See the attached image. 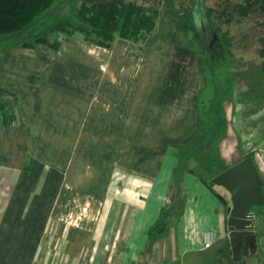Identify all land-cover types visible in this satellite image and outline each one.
<instances>
[{
	"label": "crops",
	"instance_id": "0c3cea01",
	"mask_svg": "<svg viewBox=\"0 0 264 264\" xmlns=\"http://www.w3.org/2000/svg\"><path fill=\"white\" fill-rule=\"evenodd\" d=\"M143 42L116 39L107 49L106 70L97 56L85 64L75 54L40 57L17 47L0 51V108L9 104L21 112L20 122H0V264H186L183 258L189 253L215 245L225 253L229 244L225 196L191 171L175 180V170L183 164L179 148L162 143L158 150V143H146V129L165 128L169 132L162 137L172 142L195 136L200 116L197 98L205 86L201 71L192 69L199 54L184 41L177 46ZM66 44L81 47L73 38ZM183 58L182 75L172 74L169 63ZM39 62L47 95L40 94L31 80H39L32 65ZM140 63L143 68L135 72ZM17 76L28 79L24 86H17ZM71 78L77 81L71 87L73 96L63 93L66 79ZM87 102L95 111L94 129L98 112L107 129L104 139L98 140L105 149L100 151L92 141L88 154L81 148V130L60 140L50 137L51 128H60L55 115L61 118L67 113L64 119L74 116L80 123ZM103 106L104 110L98 109ZM158 112L164 113V121ZM133 131L138 134L132 135ZM152 133L154 139L159 134ZM135 139L143 140L141 148L131 145ZM55 143L77 146L71 167L66 165L70 156L65 150L51 156L49 145ZM82 161L90 163L89 170H82ZM115 162L122 167L118 173ZM82 179H88L83 189ZM82 194L88 197L89 213L100 206L103 217L60 220L62 212L72 208L71 199ZM170 207L179 216L169 220L162 235L151 238L149 230L162 217V209ZM211 236L214 241L206 246ZM261 244L264 238L258 237L256 250ZM256 252L240 264L248 259L264 263V250Z\"/></svg>",
	"mask_w": 264,
	"mask_h": 264
},
{
	"label": "rangeland",
	"instance_id": "374dc122",
	"mask_svg": "<svg viewBox=\"0 0 264 264\" xmlns=\"http://www.w3.org/2000/svg\"><path fill=\"white\" fill-rule=\"evenodd\" d=\"M136 2L144 4L146 7L149 5H155L159 10L157 29L146 39L148 41L147 44H153V42H156L155 44L159 46L161 42H169V46H177L176 43L184 41L192 51L199 54L196 58L197 60L194 58V66L192 69L194 73L201 71L200 74L202 75L205 85L198 94L197 103L200 116L197 132L191 141L185 140L183 142H172L173 140H164L163 137L166 136L169 131L165 128H161L146 129V143H158V145L155 146L158 150L161 149L162 143H165V146L169 147V149L179 148L180 154L178 155V159H183V164L175 170V180L178 181H180L181 177L186 174L185 172H190L189 170L208 179L209 176L216 175L223 169L247 156H252L261 178L264 180V56L262 54V48H264V46L261 41V39L264 38V9L261 8L264 1L203 0L204 7L213 10L210 19L206 18V27L208 31L210 30L209 32L211 33V30L214 31L215 26H217L219 28V36L224 41V48H221V50H223V58L207 64L205 63L206 66L204 65L205 57L202 54L204 53L206 55L205 50L207 49L201 44L198 36H195L192 30H188L187 32L183 30L181 20L178 17V12L180 13V11L185 14L190 13L193 6L192 0H136ZM80 3L81 0H57L56 3L44 13L42 19H40L34 26H38L42 22H51L62 15H71V9L73 6H79ZM250 3L252 6L249 7ZM241 5H247L249 7V12L247 14H243L240 10ZM201 34L205 36L204 33L201 32ZM214 34L215 32H213V35ZM56 37L61 40L58 49H48L42 46L39 48H17L27 50L29 53L35 52V55L40 57L42 55L56 57V55H62L63 53L67 57H70L75 54L76 56L78 55L84 58L85 60L83 63L85 64H88L90 56H97L101 62L99 66L106 70L105 59L107 57L108 48L87 42L80 34H76L70 38L77 39L80 42L81 47L76 46L78 49L75 47L69 48L66 43L70 38L65 39L66 35L64 34H59ZM51 39L53 40V36ZM116 39L124 38L117 37ZM6 44H8V39H3V37L0 36V51H7L2 50ZM218 44L216 45V50L218 49V52H216L217 56L220 52ZM164 49L169 50L168 48ZM48 52L51 53L48 54ZM185 61V58H183L182 62L179 59V61H175L174 64L169 63L168 66L172 69V74L182 75L181 68L183 69L182 66ZM22 63L23 62L19 61L20 70ZM187 63L189 64L190 62ZM32 65L35 67L36 74L39 75V80L35 77V79L31 78V80L35 87H40L38 90L40 94L43 93L47 95L49 90L47 87L43 86V81L46 78L42 79V77H40L44 74V66L42 67L40 62L37 64L32 63ZM24 66L28 67L29 64H24ZM142 68L143 63H140L135 72H138ZM27 80L25 81L20 76H17V86H24ZM66 81L68 84L65 82V85H63V93L73 96L74 92L71 87H73L74 84L77 85V81L73 78L66 79ZM179 84L182 85L181 81ZM22 89L23 88H21V90ZM172 91L178 92V89L173 88ZM22 94L23 91H19V96L22 97ZM98 109L102 111L104 110V106ZM0 110L1 124L10 125L20 122L21 112L19 111V106L12 107L9 106V104L2 103ZM94 113L93 105L87 102L85 105V113L82 114L80 123L74 118V116L72 119H64L67 116V113L65 114V117L61 118L55 115L56 118H54V122L56 120L60 125V128H51L50 137L55 136L56 140H60L63 137L76 136L81 130V135L83 137L81 146L82 151L88 154L90 152L89 143L92 141L94 143L97 142L100 151L101 149H105L106 145H99L98 140L104 139L103 137H105V131L107 129L105 128L104 123H101V112H98L97 121L99 123L96 129H94V122L96 120L94 118ZM157 115L160 122L164 121L162 120L163 117H161L164 113L158 112ZM55 116L52 115V117ZM76 123H79L78 128L74 125ZM153 131H155L156 135L159 133V137L157 136L155 138L156 140L154 139ZM116 134L117 130H115L113 135ZM137 134L138 132L136 131L132 132V135ZM94 137L98 139L91 140V138ZM142 141V139L140 141L139 139H135L134 142H131V145L133 146L134 144L137 145L136 147L141 148V146H143ZM49 146L48 151L51 156L58 155V152H63L64 150L69 153L70 158L66 160V165H68V167L72 166L74 163L72 161L74 157L72 153L74 152L75 147H77L75 144L72 143L64 146L55 143L54 145L51 144ZM186 156H188V158L184 159ZM31 163L32 159L30 158L28 160V165ZM76 163L80 162L77 161ZM89 165L90 163L87 161H82L80 164L82 170L84 169V172L86 171L85 169L89 170ZM121 168L122 167L118 166L115 162L114 173L120 172ZM86 182H88V179H82L81 189L85 187L84 184H86ZM209 183L213 188H216V192L218 191L219 194L225 196L227 203V214H225V216H227L231 208L229 192L214 183H211L210 180ZM183 194L184 193L179 191L178 197L182 198ZM87 198L88 197H85V195L82 194L80 198L76 197V199H71L73 204L72 208H69L70 211L65 214L62 212L59 219H101L104 214V208L103 210L100 206L99 208H94V210L92 209L93 213L90 214L89 205L86 204L88 201ZM173 211H175V208H173ZM177 211L178 210H176V212ZM173 213L175 214V212ZM253 213L255 216V229L258 237L262 239L264 238V205L261 209L253 208ZM178 216L179 214L174 215L170 220H175ZM219 249V245H215L203 252L189 253L187 257L183 258V260L186 259L188 261L186 264H195L197 261H200L198 264H229L226 255L229 252L226 250L224 253V251H220ZM263 250L264 245L261 244L259 251L256 250V254L258 253L260 255ZM249 256L250 255H248V258ZM243 262H245V264H250V262L258 264V261L255 262V259H248ZM259 262L262 264V259Z\"/></svg>",
	"mask_w": 264,
	"mask_h": 264
},
{
	"label": "trees",
	"instance_id": "16d2710c",
	"mask_svg": "<svg viewBox=\"0 0 264 264\" xmlns=\"http://www.w3.org/2000/svg\"><path fill=\"white\" fill-rule=\"evenodd\" d=\"M56 1L0 0V36L3 39H8V44L2 50H8L11 47L39 48L41 46L48 49H58L61 40L56 36L59 34L66 35L65 39L80 34L87 42L110 48L117 37L140 43L145 41L157 29L159 10L155 5L146 7L144 4L137 3L136 0H81L79 6H73L71 15H62L51 22H42L40 25L34 26ZM192 1L193 6L190 13L185 14L180 11L178 17L181 20L183 30L186 32L192 30L194 33L196 31L193 28L195 2ZM250 6H252L251 3ZM249 7L241 5L240 10L243 14H247ZM261 8L264 9V2ZM203 14L210 19L213 10L203 7ZM218 30L219 28L215 26L214 38L219 43L217 44L220 47V52L217 56L218 49L216 50V46L212 50L204 46L207 49L205 50L206 55L202 54L205 57V66L209 62L223 58L221 48H224V41L220 38ZM52 36L53 40L51 39ZM261 41L264 46V38ZM262 54L264 56V48H262ZM247 157L253 159L252 156ZM187 158L188 156L184 159ZM182 161L183 159H179V162ZM214 176L211 175L204 181L209 183L210 180L212 183L211 180ZM178 214L179 212L173 211L171 207L163 208L162 217L149 230L150 237L154 238L162 235L168 229L170 218ZM227 247L225 250H227Z\"/></svg>",
	"mask_w": 264,
	"mask_h": 264
},
{
	"label": "water",
	"instance_id": "95a60500",
	"mask_svg": "<svg viewBox=\"0 0 264 264\" xmlns=\"http://www.w3.org/2000/svg\"><path fill=\"white\" fill-rule=\"evenodd\" d=\"M193 17L197 22H206L203 14V0H194ZM212 183L225 188L231 199V209L228 216L229 246L234 259H228L229 264H240L245 239L255 234L252 224L255 219L251 214V206L264 204V193L261 188L264 180L261 178L253 159L244 158L227 167L212 178Z\"/></svg>",
	"mask_w": 264,
	"mask_h": 264
},
{
	"label": "flooded vegetation",
	"instance_id": "af4514ba",
	"mask_svg": "<svg viewBox=\"0 0 264 264\" xmlns=\"http://www.w3.org/2000/svg\"><path fill=\"white\" fill-rule=\"evenodd\" d=\"M201 26V27H200ZM193 28L196 30V31H194V33H195V35L196 36H198V38H199V41L201 42V44L203 45V46H205V47H207V48H209L210 50H212V49H214V47L216 46V44H217V42L215 41V38H214V35H213V32L214 31H212L211 30V33L208 31V29H207V27H206V22H204V21H202L201 23H199V22H197L196 21V19L194 20V23H193ZM202 30V31H201ZM201 32L202 33H204L205 34V36L204 35H202L201 34ZM213 35V36H212ZM247 158H249V157H247ZM244 159V158H243ZM240 160H242V159H240ZM240 160H238V161H240ZM237 161V162H238ZM254 161V160H253ZM236 163V162H235ZM255 163V162H254ZM261 176V175H260ZM221 188H223V187H221ZM223 189H225V188H223ZM226 190V189H225ZM227 191V190H226ZM228 192V191H227ZM261 192H263L264 193V185L262 186V188H261ZM231 200V199H230ZM264 205V204H263ZM263 205H260V206H256V205H253V206H251V214H252V216L254 217V219H255V216H254V213H253V208H258V209H261V207L263 206ZM231 206H232V203H231ZM231 209V208H230ZM230 212V211H229ZM228 216H229V213H228V215L226 216L227 218H226V226H227V228H228V223H227V221H228ZM252 229L255 231V234H253V235H249V236H247L246 237V239H245V244H244V247H243V253H242V258H241V260H243L244 258H245V256H247V255H251L253 252H255L256 251V249H257V247H258V234H257V231H256V229H255V221H254V223L252 224ZM229 231V230H228ZM228 237H229V232H228ZM227 251L229 252V253H227L226 255H227V257H228V259H234L233 257V253H231V251L230 250H228V247H227ZM240 260V261H241Z\"/></svg>",
	"mask_w": 264,
	"mask_h": 264
},
{
	"label": "built area",
	"instance_id": "2783aa9c",
	"mask_svg": "<svg viewBox=\"0 0 264 264\" xmlns=\"http://www.w3.org/2000/svg\"><path fill=\"white\" fill-rule=\"evenodd\" d=\"M214 241V238L211 237H207V239L205 240L206 246H209L210 244H212Z\"/></svg>",
	"mask_w": 264,
	"mask_h": 264
}]
</instances>
